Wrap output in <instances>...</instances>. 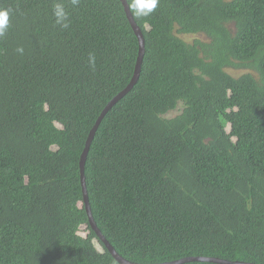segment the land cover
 Listing matches in <instances>:
<instances>
[{
	"label": "trees",
	"instance_id": "16d2710c",
	"mask_svg": "<svg viewBox=\"0 0 264 264\" xmlns=\"http://www.w3.org/2000/svg\"><path fill=\"white\" fill-rule=\"evenodd\" d=\"M0 7L11 11L0 37V264H120L91 227L80 160L135 73L125 8ZM133 17L141 73L104 116L85 166L97 226L133 263L264 264V0H160Z\"/></svg>",
	"mask_w": 264,
	"mask_h": 264
},
{
	"label": "water",
	"instance_id": "95a60500",
	"mask_svg": "<svg viewBox=\"0 0 264 264\" xmlns=\"http://www.w3.org/2000/svg\"><path fill=\"white\" fill-rule=\"evenodd\" d=\"M121 2L125 8V11H126L128 19L131 23V26H132V28H133V30H134V32H135V34L139 40V55H138V59H137V63H136L135 73H134V76H133L130 84L127 86V88L125 90H123L121 93H119L118 96L113 98L111 100V102H109V104L106 106V108L104 109V111L102 112L100 117L98 118L95 126L91 130L89 137L87 139V142H86L85 149L81 155L80 175H81V183H82V188H83V197H84V202H85V206H86V211L88 213L90 224H91V227L93 228V230L97 233V235L102 240V242L105 243V245L107 246V248L109 249V251L111 252L113 257L120 264H140V263H133V262L125 259L124 257H122L115 250V248L111 245V243L106 239V237L103 235L102 231L97 226L95 219H94V216H93V212L91 210L89 194H88V189H87V183H86V175H85L86 161H87V157H88L92 142L94 140L96 131H97L101 121L103 120L104 116L106 115V113L124 95H126L134 87V85L137 83L139 76H140V73H141L142 62H143L144 55H145L146 42H145L143 32H142L141 28L137 25L134 17L132 16V12L130 11V9L128 7V1L127 0H121ZM194 261H206V262H214V263H218V264H255V263L239 262V261L232 262V261L223 260V259H219V258H213V257H189V258H184V259H180V260H176V261H172V262L159 263V264H184V263L194 262Z\"/></svg>",
	"mask_w": 264,
	"mask_h": 264
},
{
	"label": "clouds",
	"instance_id": "9594fccd",
	"mask_svg": "<svg viewBox=\"0 0 264 264\" xmlns=\"http://www.w3.org/2000/svg\"><path fill=\"white\" fill-rule=\"evenodd\" d=\"M80 0H71L73 6H78ZM160 0H131L128 4L132 16L135 17H148L158 7ZM53 15L55 17V23L61 28H67L69 26V12L66 10L65 5L62 2H57L54 5ZM11 11L7 8L0 7V37L4 36L10 26ZM24 49L22 47L17 48V52L23 54ZM90 63L94 66L95 58L90 56Z\"/></svg>",
	"mask_w": 264,
	"mask_h": 264
},
{
	"label": "rangeland",
	"instance_id": "374dc122",
	"mask_svg": "<svg viewBox=\"0 0 264 264\" xmlns=\"http://www.w3.org/2000/svg\"><path fill=\"white\" fill-rule=\"evenodd\" d=\"M182 37H184L185 39L189 40V41H192L193 39H195L197 36H194V35H189V36H185V35H182ZM203 38L204 39V36H200V38ZM230 72L234 75H239L241 73L244 72V70H234V69H230ZM179 113L178 110L174 111V112H171L168 116L169 117H174L175 115H177Z\"/></svg>",
	"mask_w": 264,
	"mask_h": 264
}]
</instances>
